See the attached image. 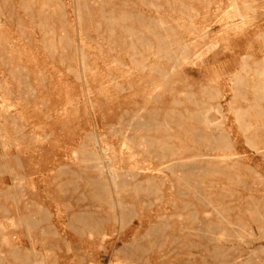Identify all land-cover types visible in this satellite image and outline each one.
I'll list each match as a JSON object with an SVG mask.
<instances>
[{
    "label": "rangeland",
    "instance_id": "374dc122",
    "mask_svg": "<svg viewBox=\"0 0 264 264\" xmlns=\"http://www.w3.org/2000/svg\"><path fill=\"white\" fill-rule=\"evenodd\" d=\"M0 264H264V0H0Z\"/></svg>",
    "mask_w": 264,
    "mask_h": 264
}]
</instances>
